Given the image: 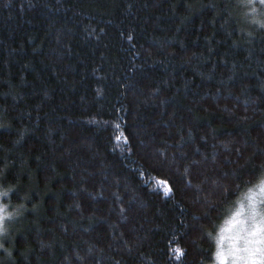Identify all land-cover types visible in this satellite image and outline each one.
<instances>
[{
  "label": "trees",
  "instance_id": "obj_1",
  "mask_svg": "<svg viewBox=\"0 0 264 264\" xmlns=\"http://www.w3.org/2000/svg\"><path fill=\"white\" fill-rule=\"evenodd\" d=\"M248 6L0 0V264L215 263L264 174Z\"/></svg>",
  "mask_w": 264,
  "mask_h": 264
},
{
  "label": "snow or ice",
  "instance_id": "obj_2",
  "mask_svg": "<svg viewBox=\"0 0 264 264\" xmlns=\"http://www.w3.org/2000/svg\"><path fill=\"white\" fill-rule=\"evenodd\" d=\"M259 3L264 5V0H259ZM247 4L251 6L248 11L256 9L253 0H247ZM254 188L256 190H253ZM243 195L246 197V202L239 204L226 222L225 227L220 229V235L217 238V259L224 261L227 258L224 255L225 248L223 247V243L227 239L228 252L235 258L233 264H246L245 257L251 254L253 245L258 241H264V223H260L256 219L259 214L260 219L264 220V210L258 207L264 204V174L259 178L258 184L249 187ZM6 207V205H0V232L6 231L3 227L4 217L11 215L5 210ZM181 252L182 249H176L177 254Z\"/></svg>",
  "mask_w": 264,
  "mask_h": 264
},
{
  "label": "clouds",
  "instance_id": "obj_3",
  "mask_svg": "<svg viewBox=\"0 0 264 264\" xmlns=\"http://www.w3.org/2000/svg\"><path fill=\"white\" fill-rule=\"evenodd\" d=\"M251 6L249 5L248 8ZM249 13H253L251 19L257 24L264 25V19H261L259 16L255 15L256 9L254 11H248ZM257 221L260 223H264V220L260 219V215L257 214ZM224 255L228 258V264H233L234 257L228 252V246H225ZM246 264H264V241H258L253 245L252 251L250 255L245 257Z\"/></svg>",
  "mask_w": 264,
  "mask_h": 264
},
{
  "label": "rangeland",
  "instance_id": "obj_4",
  "mask_svg": "<svg viewBox=\"0 0 264 264\" xmlns=\"http://www.w3.org/2000/svg\"><path fill=\"white\" fill-rule=\"evenodd\" d=\"M253 1H257V4H259V0H253ZM246 2H247V0H246ZM258 7H256V12H261L262 11V8H260L261 10H259V9H257ZM245 197V196H244ZM245 200H243V202H244ZM239 202H241V201H239ZM238 202V203H239ZM263 206V207H262ZM260 209H262V210H264V205L263 204H261V205H259L258 206ZM225 246H228V242H227V239H225V241H224V243H223V247H225ZM214 264H228V258H226L224 261H221V260H219V259H216V261H215V263Z\"/></svg>",
  "mask_w": 264,
  "mask_h": 264
}]
</instances>
